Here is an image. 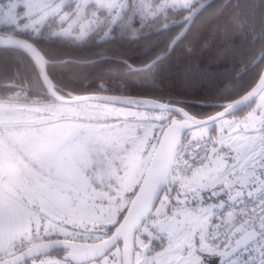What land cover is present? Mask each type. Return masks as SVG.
I'll list each match as a JSON object with an SVG mask.
<instances>
[{
	"label": "snow or ice",
	"instance_id": "snow-or-ice-1",
	"mask_svg": "<svg viewBox=\"0 0 264 264\" xmlns=\"http://www.w3.org/2000/svg\"><path fill=\"white\" fill-rule=\"evenodd\" d=\"M0 264H264V0H0Z\"/></svg>",
	"mask_w": 264,
	"mask_h": 264
},
{
	"label": "trees",
	"instance_id": "trees-1",
	"mask_svg": "<svg viewBox=\"0 0 264 264\" xmlns=\"http://www.w3.org/2000/svg\"><path fill=\"white\" fill-rule=\"evenodd\" d=\"M223 2V0H220ZM207 36L206 28H198L189 35L188 39L184 44L180 45L175 52H169L167 54V60L165 61V67L169 70L165 77L163 84L159 85L160 88L173 90L175 92L184 90V83L182 76L180 74V69H182L187 62L190 64L195 71L196 68L203 66L205 64L218 65L224 61L226 53L223 52L222 48L219 46L209 48L207 50H200L201 42ZM189 49L194 51L189 52ZM52 57H55L57 61L66 60L69 58H75L80 55L78 52H69V50L52 47L50 50ZM219 56V59H218ZM230 67V64H225V69ZM55 71L64 76H71L73 78L88 77L91 79V74L105 71L103 67L100 66H71L69 68H64L63 65L57 63ZM85 83L89 80L85 79ZM153 95H159V93H153Z\"/></svg>",
	"mask_w": 264,
	"mask_h": 264
}]
</instances>
